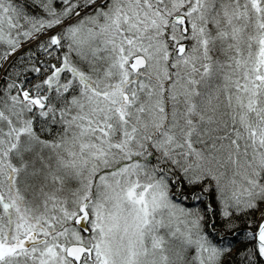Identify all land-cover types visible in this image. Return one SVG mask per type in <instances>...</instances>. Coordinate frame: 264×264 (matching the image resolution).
<instances>
[{
	"label": "snow or ice",
	"instance_id": "6c2138e0",
	"mask_svg": "<svg viewBox=\"0 0 264 264\" xmlns=\"http://www.w3.org/2000/svg\"><path fill=\"white\" fill-rule=\"evenodd\" d=\"M0 264H264V0H0Z\"/></svg>",
	"mask_w": 264,
	"mask_h": 264
}]
</instances>
